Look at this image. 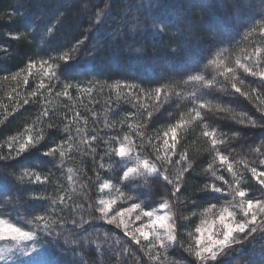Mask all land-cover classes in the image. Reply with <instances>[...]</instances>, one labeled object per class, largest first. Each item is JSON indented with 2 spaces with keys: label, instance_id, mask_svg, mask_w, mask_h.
Here are the masks:
<instances>
[{
  "label": "trees",
  "instance_id": "1",
  "mask_svg": "<svg viewBox=\"0 0 264 264\" xmlns=\"http://www.w3.org/2000/svg\"><path fill=\"white\" fill-rule=\"evenodd\" d=\"M258 1L259 11L251 14L248 23L243 19L230 21L232 39L215 43L212 33L201 27L195 33L200 40L196 46L189 39L182 50L172 54L170 48L176 44L175 30L185 27L184 17L176 20L181 25L175 30L170 25V12L176 7V0H41L38 4L33 0H0V155L7 154L9 143L14 142L19 147L28 136L42 134L44 140L36 146H29L19 160L11 162V166L16 167L17 175L24 171L35 172L49 175L52 181L49 184H24L18 192L13 189V193L6 190L7 184L0 182V198L7 193L19 197L15 209H7L12 212V216L5 218H10L13 222H18L20 217L30 218L50 202L31 200V195H43L50 199L68 196L75 204H81L98 200V181L110 180L117 188L122 187L125 183L123 180L116 184L117 178L122 175V165H133L126 162L113 163L106 158V168L97 176L95 172L99 157L93 160L85 141L90 140L93 135L100 136L109 142L110 148L114 146L111 143L114 136L129 135L135 147L134 154H138L141 160L151 161L158 148L159 154L163 156L160 141L164 133L174 123H179L180 119L188 120L191 110L194 107L200 110L199 105L203 103L205 122L198 124L197 121H192L185 128L179 129L180 139H185L186 129L188 130L187 143L182 151L186 153L188 162L193 164V169L185 174L183 195L180 196V200L187 203L169 200L171 186L158 176H152L146 182L141 180L138 186L133 183L129 193L134 199L139 198L137 202L145 210H155L161 203L168 202L170 215L176 218L179 226L180 243L185 248L194 246L198 217L212 204L221 207L233 200L231 196L220 197V194L201 191L204 184L211 180L208 164L213 162L212 156L208 154L210 139L202 135L203 131L218 128L228 133V144L223 147L231 153L237 171L243 170L241 162L252 163L255 158L254 148L264 138V130L242 129L237 126L239 123H234L242 119V112L258 117L256 106H264V100L251 91L255 86L251 83L253 78L245 77L242 70H238L235 77L227 73L221 76L223 67L217 69L208 65L209 59L221 49H226L222 57L226 67L236 68L237 59L245 61L248 57H251L248 61L250 64L259 59L261 67H264V54L255 52L256 48L264 49V41L260 39V31L264 29V0ZM82 2L90 7L86 15L80 13ZM236 7H239L237 0H231L225 8L215 9V15L199 9L191 13V17L205 27L211 21L223 23L222 16L231 17L237 11ZM96 13H100L99 18ZM57 18H62L63 23L57 25ZM54 25L53 31L49 32L48 29ZM158 25L165 26L164 34L155 30ZM148 27H151V31ZM17 36L18 39L13 38ZM77 40H83L84 44L79 52L72 55L80 62L81 67L90 68L91 71L77 74L73 83L82 84L78 91L72 89L67 95L64 94L60 87L67 82L64 76L59 84L53 81L50 90L49 77L43 74L46 66L42 70L41 61L51 57L56 63H61L59 57L68 52ZM152 41L164 44L159 50L167 57H178L184 64L183 69H180L182 71L175 74L176 71L171 70L172 72H164L161 77H157V68L152 67L148 75L141 79L122 72L128 59H140L152 53ZM111 43L114 44L113 49L110 48ZM192 45L195 47L193 56L197 59V66L186 65L184 61V49L189 50ZM130 47L136 50L132 54L128 50ZM139 48L141 50L137 51ZM30 61L35 62L31 71L28 69ZM195 74L205 75L206 79L215 78L213 87L207 88L200 82H189L188 77ZM26 77L27 84L24 82ZM240 79H245V83L241 84ZM148 80H160L166 91L179 92L180 95L169 98L162 96L161 100H166V103L154 113L151 124L145 130L147 111H152L157 103L155 94L146 96L141 93L138 98L130 100L126 89L112 86L117 82L141 84ZM90 81L102 85L103 90L93 88L91 92L87 91L86 86ZM41 83L44 85L42 88ZM232 83H236L242 92L249 93V98L233 94ZM155 86L142 84L144 88ZM33 92L36 93L35 96L32 95ZM191 93H195V97ZM25 100L28 101L27 104L24 103ZM219 104H223L229 111L219 114L218 118L216 107ZM44 113L48 115L45 116ZM142 132L145 133L143 140L140 138ZM234 132H238V135H233ZM243 134L247 137L243 138ZM50 148H57V154L44 156L42 153ZM61 150L65 153L63 157L59 156ZM157 166L162 171L168 167L163 162ZM69 168L73 170L71 173L68 172ZM9 171L7 168L0 169L5 175ZM179 171L178 167H173L170 178L175 179ZM69 175L73 177L72 181L67 179ZM246 175L250 178V171ZM56 181L60 182L62 190H57ZM247 184L258 187L254 179H248ZM96 227L102 232L111 228L103 222H98ZM119 235L123 236L122 233ZM38 238L39 242L46 240V246L43 245L44 242L40 243L45 248L49 246L52 249L54 264H79V258H72L71 253L62 247V237L60 241L43 235ZM256 241V244L246 247L241 254L232 255V262L253 264L249 258L253 253V258L264 259L260 255L264 249V240L258 238ZM132 247L137 250V255L143 256L139 253L140 246L132 242ZM85 259L87 264H121L119 257L110 254L101 256L98 252H89ZM143 259L147 260L148 257L143 256ZM182 259L192 258L188 257L183 248L173 246L168 251V260L162 264Z\"/></svg>",
  "mask_w": 264,
  "mask_h": 264
},
{
  "label": "snow or ice",
  "instance_id": "2",
  "mask_svg": "<svg viewBox=\"0 0 264 264\" xmlns=\"http://www.w3.org/2000/svg\"><path fill=\"white\" fill-rule=\"evenodd\" d=\"M204 6L209 15H215V9L225 8L226 3L225 0H204ZM96 16L99 18L100 13H96ZM62 23V18L56 19L57 25ZM54 27L55 25L50 27L48 31L52 32ZM155 30L164 34L165 26H155ZM13 38L18 39L19 37ZM174 39L176 44L170 48L172 54L182 50L189 37L177 28ZM260 39L264 41V29L260 31ZM83 44V40H77V43L68 52L59 57L61 63H56L55 59L51 57L49 60L41 61V69H45L46 66L43 74L49 77L50 90L53 87L52 82L55 81L59 84L62 76L67 80L66 83L60 85L65 95L68 94L69 90L75 89L78 91L82 87L80 82L73 83V81L76 80L77 74H83L85 71H91V69L81 67L80 62L75 60L72 53L79 52ZM225 51L226 49L218 51L213 58L208 60V65L215 66L217 69L223 67L224 72L220 73L221 76L227 73L235 77L236 72L242 70L245 77L253 78L251 83L255 86L251 89L252 93L264 100V67H261L260 60L257 59L254 64H250L248 61L251 60V57H248L245 61L237 59L235 61L236 68L226 67L222 59ZM255 52L264 54V49L256 48ZM34 67L35 62L30 61L28 63L29 71ZM214 80L215 78L206 79V76L202 74L188 77L189 82H200L207 88L213 87ZM24 82L27 84V77ZM239 82L243 84L245 79H240ZM142 84L156 86L144 88ZM43 86V83H41L40 87ZM112 87L126 89L130 100L138 98L141 93L146 96H150L152 93L155 94L154 99L157 103L152 111H147L145 130L151 124L154 113L166 103V100L162 101L161 97L169 98L172 95H180L179 92L166 91L160 80L143 81L141 84L128 82L120 84L117 82ZM93 88L103 90L102 85L96 81H90L86 86V90L91 92ZM231 89L233 94L238 93L245 99L249 98L250 94L242 92L236 83L231 84ZM32 95L35 96L36 93L33 92ZM195 95V93H191L192 97H195ZM24 103L27 104L28 101L25 100ZM204 108L205 105L201 103L199 105L200 110L195 107L191 110L188 120L180 119L179 123H174L164 133L163 156L159 154L160 149L158 148L151 161L149 159L141 160L138 154H134L133 141L129 135L114 136L111 142L114 146L110 148L109 142L100 136L93 135L90 140L85 141L93 160L95 161L99 157L95 172L97 176H99L101 170L106 168V158L113 163L126 162L134 165L127 167L122 165V175L116 180V184H119L121 180L125 182L120 188H117L110 180L97 182L100 193H104L105 189L118 192L119 197L122 198L119 204L115 197L108 199L101 197L92 203L75 204L68 196L50 199L43 195H31L29 197L31 200H50V202L38 213L32 214L30 218L20 217L18 222H13L12 219L5 218V216H12V212L7 209L11 207L14 210L19 202V197H14L10 193L3 194L0 198V242L6 243L0 246V261L11 259L9 254L18 251L29 258L27 264H54V261L50 259L49 251L37 242L40 235L52 237L57 241H60L62 237V247L65 248V251L71 253L72 258L78 257L79 264H87L85 257L89 252H98L101 256L110 254L119 257L121 264H129V261H131V264H149V261L153 264H162L163 261L168 260V251L173 246L177 249L183 248V251L192 259H182L179 262L171 261V264H231L230 260L222 259L226 255V250L256 239L258 234L260 239L264 240V139L260 141L259 146L254 148L255 158L252 163L241 162L243 163V170L237 171L234 168L235 161L232 159L231 153L223 147L228 144V133L220 131L218 128L203 131L202 135L210 139L208 154L212 156L213 162L208 164L211 180L204 184L201 191L220 194V197L231 196L235 203L232 205V210L227 207L223 208L218 215V219L211 224L205 226L206 222L202 221L201 226L196 227L195 232L198 235L195 237L194 246L189 245L185 248L180 243L178 239L179 226L176 223V218L167 214L166 211L170 208L168 202L159 205V212L145 210V207L137 202L139 198L134 199L129 194L133 183L138 186L139 181L146 182L155 175L171 186L169 200L177 203H187V201L180 200V196L183 195L185 174L193 169V164L188 162L186 153L182 151L187 143L188 130L186 129L185 139H180L179 129L185 128L192 121H197L198 124L204 123L206 115L202 114ZM256 110L259 112L258 117H254L248 112H242V119L234 121V123L264 130V106L257 105ZM228 111L229 109L223 104L216 107L218 118L219 114ZM44 115L47 116L48 113H44ZM205 126L207 127V124ZM233 135H238V132H234ZM140 138L142 140L145 138L144 132L140 133ZM43 140L44 136L40 134L36 137L28 136L27 140L19 144V147H16L14 142L9 143L7 154L0 155V169L7 168L10 171L7 175L0 172V182L10 185L17 192L20 186L24 184L51 183L49 175L27 171L17 175L15 174L16 167L11 166V162L19 160L29 149V146H36ZM42 154L44 156H55L57 148H50ZM64 155V151H59L60 157ZM217 161L218 163H216ZM160 162L168 166L163 171L157 166ZM173 167L180 169L175 179L170 178ZM72 171L71 168L68 169L69 173ZM249 171L251 173L250 178L246 175ZM67 179L72 181L73 177L69 175ZM248 179H254L258 187L248 185ZM59 185L60 182L56 181L57 190H62ZM192 203H195V201H192ZM215 207L216 204H212L210 208L205 209V212H211ZM98 222H103L111 228L102 232L100 228L96 227ZM116 230H119V232ZM119 233H122L123 236H120ZM132 242L140 246L139 250L147 255V260H144L143 256L137 255V250L132 247ZM242 252L243 248L235 255ZM260 255L264 257V249H262Z\"/></svg>",
  "mask_w": 264,
  "mask_h": 264
},
{
  "label": "rangeland",
  "instance_id": "3",
  "mask_svg": "<svg viewBox=\"0 0 264 264\" xmlns=\"http://www.w3.org/2000/svg\"><path fill=\"white\" fill-rule=\"evenodd\" d=\"M39 1H41V0H33V2L35 4H38ZM229 2H231V0H225L226 4ZM237 4H239V7H236L237 11L234 13V14H237V16H235L234 14L231 17L229 15H225V16H222L223 23L211 21V22L206 23V25L204 27L202 25V23H197L191 17V13H193L194 11H197L199 9L202 10L203 12H207V9L204 6V1H202V0H176V7L173 8L172 11L170 12L171 20L169 22H170V25H172L173 29L175 30L178 26L181 25V22L176 23V20H179L180 18L184 17L183 20L185 23V27L184 28L182 27V29H180V30L182 32H184V34L186 36L189 37L190 41L192 42V44H194V46H196V44L200 42V40H198V35H195V33L197 34V30L200 29L201 27L203 29H207L209 32L212 33V35H213L212 40L215 43L223 41L224 39L230 40L233 37V33L231 31H229V30H231V27L229 26L230 21H237V19H243L245 21V23H248L250 21L251 14H253L254 12H258L259 8H260V6H259L260 2L258 0H237ZM89 10H90L89 4H87L86 2H82L80 13L86 15V13H88ZM249 10H250V12H249ZM77 15H78V13L76 14V16ZM45 16L46 15H44V17ZM48 17H51V16L48 15ZM120 21H122V20H120ZM64 30L66 31V28H64ZM148 30L151 31V27H148ZM136 31H138V30H136ZM39 37H41V34ZM152 43H153L152 45H153V49H154L152 51V53L155 54L156 56H158V58H156L155 55L153 56L151 53V54H147L146 56H144L143 58H140V59H134V60L128 59V61L126 63V67H123L121 69L122 72H124L125 74H128L130 76L131 75L135 76L138 79H141L142 77H145L146 75H148V73L152 70V67H153V69L157 68V77H161L164 74V72L170 73V72H172L171 70H174V72L176 71L175 74L182 71L180 69H183L182 66L184 64L182 61H179L178 57H176V58H172L171 56L167 57L165 53H163V52L161 53L159 50L160 47L164 46V44L160 45L159 42L156 43L154 41H152ZM194 46L192 45L191 48H189V50L184 49V53H185L184 54V56H185L184 61H185L186 65H190V64L192 66L198 65L197 59L193 56V54H194L193 52L195 51ZM96 47L98 48L97 45H96ZM110 48L111 49L114 48L113 43H111ZM128 50H129L130 54H132L136 51V50L132 49V47L128 48ZM139 50H141V49L139 48ZM142 61H144V63H142ZM136 63H139V64H136ZM138 65H140V66H138ZM237 126L239 128H242V129H245V128L251 129L250 127H245L241 124H237ZM245 137H247V135L243 134V138H245ZM161 139L162 138H160V140ZM164 139H165V137L163 135V139H162V141H160V148H162L163 154H164V150H163V140ZM155 143H156V141H155ZM133 148H135V147L133 146ZM4 173L5 172H3V174ZM153 176H155V175H153ZM104 180L105 179H103L101 182H103ZM6 190L10 193L11 192L13 193V191H14L10 185L6 186ZM101 197H103L105 199H108L110 197H115V198H117L118 204L121 203V200H122V198L119 197L118 192H116L115 190H109V189H105L104 193H100L98 191V199ZM234 203H235L234 200L227 201L221 207L219 206V207H215L214 209H212L211 212H205L204 211L202 213V216L198 217V219H197L198 220L197 221V223H198L197 227L201 226L202 221L206 222L205 226H207V224H211L213 221L218 219V215L223 208L227 207V208H229V210H232V205ZM114 207H116V206H114ZM152 211L159 212L160 210L158 207ZM166 211H167V214H170L169 209ZM160 214H165V213H160ZM109 227H111V226H109ZM194 234H195V237L198 235L196 232H194ZM258 238H260L259 234L257 235L256 239L249 240V241L245 242V244H243V245H235L232 249L226 250V255H224L222 257V259L230 260L231 264H236L235 261L232 262V260H231L232 255H235L236 253H238L241 248H243V251H245L247 249L246 247H249V246L256 244V242H257L256 240ZM39 241H40V239L37 238L38 244L41 245L42 247H44L43 245H45L47 243L46 240L45 241L43 240V241H41L42 243L44 242V244L42 245V244H40L41 242H39ZM194 241H195V239H194ZM5 243L6 242H0V246H3ZM46 249L49 251L50 259L52 260V249L49 246H47ZM139 253L143 256H147V255H145L144 252L140 251ZM9 255L11 256V259L5 260V261H0V264H27V260L29 259L28 257L23 256L18 251L13 252ZM253 256H255L254 253L249 256L250 261H251L250 263L253 262V264H264L263 258L260 259V258L255 257L256 258L255 259V258H253ZM150 263L152 264L153 262L150 261Z\"/></svg>",
  "mask_w": 264,
  "mask_h": 264
}]
</instances>
